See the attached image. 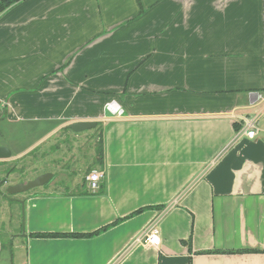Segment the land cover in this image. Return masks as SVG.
<instances>
[{
  "label": "crops",
  "instance_id": "0c3cea01",
  "mask_svg": "<svg viewBox=\"0 0 264 264\" xmlns=\"http://www.w3.org/2000/svg\"><path fill=\"white\" fill-rule=\"evenodd\" d=\"M141 5L25 0L0 16V145L53 174L16 199L10 264H264V0ZM246 120L257 136L237 139ZM91 121L97 192L57 177L68 126ZM154 224L158 248L133 244Z\"/></svg>",
  "mask_w": 264,
  "mask_h": 264
},
{
  "label": "rangeland",
  "instance_id": "374dc122",
  "mask_svg": "<svg viewBox=\"0 0 264 264\" xmlns=\"http://www.w3.org/2000/svg\"><path fill=\"white\" fill-rule=\"evenodd\" d=\"M97 128L91 130L92 132L87 136L76 135V133L69 134L64 142V150H61V146L58 145L57 150H61V158L58 160L60 168L57 170V177L61 176L63 180L67 181L71 173L76 170L77 175L86 178L92 170H100L98 165L102 132ZM0 129L4 130L3 124H0ZM86 132L90 131L79 134ZM37 173V168L33 166L31 158L26 157L20 161L11 158L6 162H0V179L8 176L7 183L1 187L0 191V264L11 263L14 238L24 235L23 208L16 199L21 200L26 194L31 193L29 191L26 194L8 195L7 189L10 185L26 184L33 180Z\"/></svg>",
  "mask_w": 264,
  "mask_h": 264
},
{
  "label": "built area",
  "instance_id": "2783aa9c",
  "mask_svg": "<svg viewBox=\"0 0 264 264\" xmlns=\"http://www.w3.org/2000/svg\"><path fill=\"white\" fill-rule=\"evenodd\" d=\"M106 111H108L114 117H122L123 109L117 103V101H110L105 106ZM245 135L249 139H254L257 136V129L254 126V120H246L244 129L237 135V139ZM86 183L91 192H97L100 190L103 181L106 179V172L104 170H92L86 176ZM133 244L139 245H150L158 248L161 245V236L158 226L156 224L145 230L144 234L137 238Z\"/></svg>",
  "mask_w": 264,
  "mask_h": 264
},
{
  "label": "water",
  "instance_id": "95a60500",
  "mask_svg": "<svg viewBox=\"0 0 264 264\" xmlns=\"http://www.w3.org/2000/svg\"><path fill=\"white\" fill-rule=\"evenodd\" d=\"M98 126L97 122H74L73 124H70L68 126V129L72 131L73 133H80L84 131H90L91 129H94ZM13 156V151L9 147L1 146L0 145V162H6L8 159H11ZM53 179V174L51 173H44L41 176L28 181L26 184L18 183L16 185H10L7 189L8 195H20V194H26V192H29L31 190L42 188L43 186L47 185V183ZM8 176L3 179V184L5 185L7 183ZM1 182V179H0ZM1 185L0 184V191H1ZM24 207V204H22ZM24 212V210H23ZM24 233V230H23Z\"/></svg>",
  "mask_w": 264,
  "mask_h": 264
},
{
  "label": "trees",
  "instance_id": "16d2710c",
  "mask_svg": "<svg viewBox=\"0 0 264 264\" xmlns=\"http://www.w3.org/2000/svg\"><path fill=\"white\" fill-rule=\"evenodd\" d=\"M23 1H25V0H0V16L5 14V12L8 11L9 9H11L12 7H15V6L21 4V2H23ZM138 1H139V4L141 5L142 0H138ZM142 13H144V8H142V5H141L140 14H142ZM103 158H104V149H103V142L101 141L99 165L103 163ZM44 236H41V237H44Z\"/></svg>",
  "mask_w": 264,
  "mask_h": 264
},
{
  "label": "flooded vegetation",
  "instance_id": "af4514ba",
  "mask_svg": "<svg viewBox=\"0 0 264 264\" xmlns=\"http://www.w3.org/2000/svg\"><path fill=\"white\" fill-rule=\"evenodd\" d=\"M1 182H2V185H1V187H3V185H4V184H3V179L1 180ZM1 182H0V184H1ZM4 186H5V185H4Z\"/></svg>",
  "mask_w": 264,
  "mask_h": 264
}]
</instances>
